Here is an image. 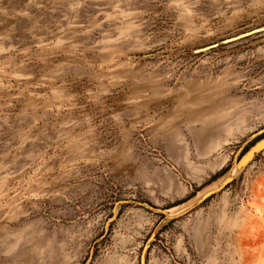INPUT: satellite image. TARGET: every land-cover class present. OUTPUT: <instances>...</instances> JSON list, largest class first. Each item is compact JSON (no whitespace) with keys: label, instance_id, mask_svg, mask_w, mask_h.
Listing matches in <instances>:
<instances>
[{"label":"rangeland","instance_id":"374dc122","mask_svg":"<svg viewBox=\"0 0 264 264\" xmlns=\"http://www.w3.org/2000/svg\"><path fill=\"white\" fill-rule=\"evenodd\" d=\"M257 135L264 0H0V264H264Z\"/></svg>","mask_w":264,"mask_h":264},{"label":"water","instance_id":"95a60500","mask_svg":"<svg viewBox=\"0 0 264 264\" xmlns=\"http://www.w3.org/2000/svg\"><path fill=\"white\" fill-rule=\"evenodd\" d=\"M252 32H253V31H251V32H247V33H244V34H242V35H239V36L234 37V38H231V39H227V41H230V40H232V39H236V38H239V37H242V36L248 35V34H250V33H252ZM257 136H258V135H257ZM263 149H264V136H262V137L256 139V140L250 145V147H249L248 149H246L244 152L240 153V155L238 156V158H237L236 161H235V164L239 167V169H241L245 164H247V163L253 158V156H254L256 153L262 151ZM239 169H238V170H239ZM226 179H227V178H225V179L223 180V182L226 181ZM231 180H232V178H231ZM231 180L225 182L224 184H221V185H220V188L223 187V186H225L226 184H228ZM220 188H219V189H220ZM214 192H215L214 190H210L209 192L206 193V194H207L206 197L212 195ZM140 264H144L143 260H141Z\"/></svg>","mask_w":264,"mask_h":264},{"label":"trees","instance_id":"16d2710c","mask_svg":"<svg viewBox=\"0 0 264 264\" xmlns=\"http://www.w3.org/2000/svg\"><path fill=\"white\" fill-rule=\"evenodd\" d=\"M261 136H262V135L256 137V139L260 138ZM256 139H254V141H255ZM250 145H251V143H250L249 145L247 144L246 146H244V147L242 148V150H241V153L244 152L246 149H248V147H249ZM227 169H228V167L222 169L221 172H220L219 174H215V175L212 177V180H214V179H216L217 177H219L220 175H222ZM192 196H193V194L190 195V197H192ZM190 197H188V198H190ZM188 198H187V199H188Z\"/></svg>","mask_w":264,"mask_h":264},{"label":"bare ground","instance_id":"6f19581e","mask_svg":"<svg viewBox=\"0 0 264 264\" xmlns=\"http://www.w3.org/2000/svg\"><path fill=\"white\" fill-rule=\"evenodd\" d=\"M236 166H237L236 164H233V166L228 170V172H227L223 177H226V176L231 177V176L235 173ZM223 177H222V178H223ZM263 199H264V198H263ZM256 211L259 212V213L262 212V211L259 210V209H257Z\"/></svg>","mask_w":264,"mask_h":264}]
</instances>
